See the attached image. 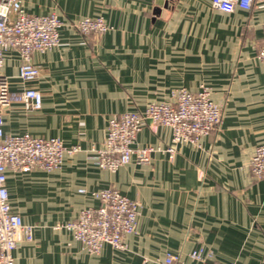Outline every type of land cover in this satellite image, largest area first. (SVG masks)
Returning a JSON list of instances; mask_svg holds the SVG:
<instances>
[{
    "label": "crops",
    "instance_id": "0c3cea01",
    "mask_svg": "<svg viewBox=\"0 0 264 264\" xmlns=\"http://www.w3.org/2000/svg\"><path fill=\"white\" fill-rule=\"evenodd\" d=\"M22 7L28 15L55 14L64 27L56 47L31 55L39 69L32 82L17 77L18 51L5 53L10 91L34 88L42 103L36 111L10 103L3 131L58 138L78 151L52 173H7L11 210L30 228L14 264H161L167 253L195 264L188 254L200 248L209 264H264V179L249 169L264 144V62L256 58L264 11L222 13L211 0H22ZM98 17L109 28L102 35L83 37L71 26ZM201 86L222 118L199 148L180 144L169 159L170 129L144 127L133 147L153 149L148 164L132 159L110 172L93 163L111 117ZM102 189L139 204L124 251L104 245L89 253L57 228L98 207L92 193Z\"/></svg>",
    "mask_w": 264,
    "mask_h": 264
},
{
    "label": "built area",
    "instance_id": "2783aa9c",
    "mask_svg": "<svg viewBox=\"0 0 264 264\" xmlns=\"http://www.w3.org/2000/svg\"><path fill=\"white\" fill-rule=\"evenodd\" d=\"M211 6L227 14L235 10L264 11V0H211ZM71 26L83 37H96L109 30L100 17L82 18ZM63 27L64 23L55 14L28 15L22 0H0V264H14L13 251L17 244L30 239V228L11 210L5 186L7 173L26 174L35 169L52 173L60 168L66 154L78 151V147L66 148L58 138L4 133L2 115L10 103L19 100L27 111L39 110L42 103V94L34 88L10 91V81L3 75L4 55L10 50L18 51L17 77L23 84L32 82L38 78L39 69L32 65L31 55L56 47ZM262 34L256 58L264 62V23ZM221 118L222 107L212 101L206 87L201 86L195 93L178 89L171 93L169 100L151 103L141 112L111 117L101 146L91 158L99 169L110 172L117 171L132 159L138 164H148L153 149L134 148L136 136L144 127L164 126L171 132L170 145L165 151L172 159L180 144L199 148L200 140L218 128ZM249 169L254 180L264 179V144L254 149ZM92 196L99 202L98 207L82 209L75 219L57 228L71 233L89 253H98L104 245L124 251L125 238L136 232L138 202L114 189H102L93 192ZM188 258L195 264H209V254L201 248L191 251ZM161 264L185 263L178 255L167 253Z\"/></svg>",
    "mask_w": 264,
    "mask_h": 264
}]
</instances>
